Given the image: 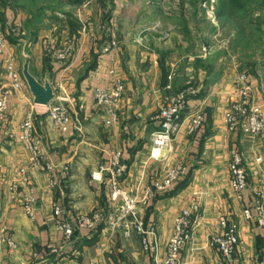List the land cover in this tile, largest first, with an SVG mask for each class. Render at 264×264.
<instances>
[{
    "label": "crops",
    "instance_id": "0c3cea01",
    "mask_svg": "<svg viewBox=\"0 0 264 264\" xmlns=\"http://www.w3.org/2000/svg\"><path fill=\"white\" fill-rule=\"evenodd\" d=\"M76 6L56 14L63 18L69 11L78 18ZM8 12L0 13L6 37L0 61L14 57L22 72L20 57L28 54L30 72L67 96L73 121L62 131L50 118L48 106L35 104L26 82L12 92L0 130V264H158L177 216L195 201L200 203L199 218L191 229L192 242L180 252L184 264H258L264 259V225L258 221L264 208V135L230 132L226 127L224 111L238 74L230 55L214 57L208 37L202 43L209 51L197 54L198 37L186 36L180 25L167 27L175 30L169 38L157 37L136 19L123 25L118 11L112 28L119 37H109L104 30L94 33L80 20L78 33L62 26L53 38L41 35L45 26L40 22L28 24L30 15L13 10L9 17ZM62 51L66 61L58 57ZM249 76L255 100L264 105V79ZM115 79L123 82L124 92L117 120L109 123L95 90L111 86ZM189 84L197 92L182 117L200 106L204 125L190 134L183 124L161 156L151 158V135L160 126L166 96ZM28 115L33 116L34 135L44 152L40 165L13 136ZM234 149L242 154L248 172L241 198L231 188ZM117 150L127 166L121 184L128 191L154 185L168 166H184L177 182L140 210L145 226L159 238L157 250L145 249L137 231L127 237L110 223L112 188L108 173L100 174L99 169ZM96 174L102 178L95 179ZM221 214L237 226L238 246L229 258L210 243L211 234L220 231ZM61 221L74 227L71 237L60 228ZM148 239L152 242V235Z\"/></svg>",
    "mask_w": 264,
    "mask_h": 264
},
{
    "label": "built area",
    "instance_id": "2783aa9c",
    "mask_svg": "<svg viewBox=\"0 0 264 264\" xmlns=\"http://www.w3.org/2000/svg\"><path fill=\"white\" fill-rule=\"evenodd\" d=\"M89 1L87 0L86 2L88 3ZM82 6L84 7L83 4ZM78 11L80 10L78 9ZM210 17L215 20L216 17L213 11H210ZM5 48L6 37L0 29V56L4 54ZM24 84V77L14 57H10L3 62L0 61V130L7 117L8 102L12 92L22 89ZM234 85L235 91L224 111V122L228 131H242L245 134L263 136L264 105L255 100L249 74L246 72L239 73L234 80ZM123 92L124 84L120 79H115L109 87H99L95 90L96 101L107 108L110 116L109 123L117 120V110ZM196 92L194 86H187L166 96L158 116L160 126L151 135V158L158 159L161 156L162 150L172 142L174 135L183 124L186 125V130L190 134L196 132L204 125L205 112L200 106L191 109L187 116L182 117L184 111L189 107L191 98L196 96ZM47 106V111L52 121L62 131H68L73 121V116L67 97L55 93V98ZM13 136L21 140L30 150L35 164H42L44 152L39 140L34 135L32 115H28L23 120L20 124L19 133ZM126 169L127 166L120 150L111 153L108 164L99 169L100 174H103V172L108 173L112 188L111 195L115 205L113 209L114 216L112 217L111 215L110 223L113 228H120L127 237L131 236L133 231H137L143 235V243L146 249L157 250L159 238L152 228L145 226L140 210L142 206L155 196L156 192L169 190L183 174L184 166L182 163L168 166L163 179L157 180L154 185L137 189L133 194L124 190L121 184V178L125 175ZM230 172L232 191L236 197L241 198L243 191L248 187V172L243 162L242 154L238 149L232 151ZM94 178L100 179L102 175L96 174ZM199 206V201H195L190 208L183 209L177 216L173 233L166 246L165 257L158 264H184L180 258V252L184 246L193 240L191 229L198 222ZM27 207L28 211H30V206ZM55 211L57 214L61 212L58 207ZM260 212L261 215L258 221L264 225V208H260ZM219 226L220 231L211 234L210 243L217 246L224 257L229 258L238 246L237 226L231 223L225 214L219 216ZM60 228L66 237H71L74 233V227L67 221H61ZM148 235H152V242L148 239ZM258 264H264V259Z\"/></svg>",
    "mask_w": 264,
    "mask_h": 264
},
{
    "label": "rangeland",
    "instance_id": "374dc122",
    "mask_svg": "<svg viewBox=\"0 0 264 264\" xmlns=\"http://www.w3.org/2000/svg\"><path fill=\"white\" fill-rule=\"evenodd\" d=\"M86 1L82 3L84 7L82 4L76 6V10H80L77 15L79 20L86 23L87 28L92 27L94 33L96 31L103 33L104 30L109 37H119L117 31L113 33L112 28L114 11H118L123 25L131 24L136 19L137 24L146 25L160 38L173 37L175 30H167V27L180 25L181 32L186 36L198 37L199 45L195 50L197 54L209 51L202 43V40L208 37L212 43L210 50H214V57L230 55L232 62L237 66L238 74L246 72L264 79V0H90L88 3ZM61 2L65 3L64 8L71 7L67 0ZM56 3L58 0H27L23 4L17 3L16 0H0V13L5 14L9 10L10 17L14 10L24 16L30 15L33 19L31 24L40 22L45 26L41 35L53 38L52 34L59 35L63 26V23L51 14L48 6ZM226 4L232 8L226 7ZM41 6L46 10L35 18L33 12ZM221 9H224L225 13L219 15ZM210 11H213L215 20L210 17ZM166 33L169 35L166 36ZM66 56L67 53L62 51L58 57L61 61H66ZM20 58L23 68L25 56L21 54ZM134 191L136 190L129 192L133 194Z\"/></svg>",
    "mask_w": 264,
    "mask_h": 264
},
{
    "label": "water",
    "instance_id": "95a60500",
    "mask_svg": "<svg viewBox=\"0 0 264 264\" xmlns=\"http://www.w3.org/2000/svg\"><path fill=\"white\" fill-rule=\"evenodd\" d=\"M30 60H31L30 56L26 54L25 62L22 68V75L33 95L35 104L47 106L55 98L54 88L48 79L42 83L30 72ZM263 89H264V83H263Z\"/></svg>",
    "mask_w": 264,
    "mask_h": 264
},
{
    "label": "trees",
    "instance_id": "16d2710c",
    "mask_svg": "<svg viewBox=\"0 0 264 264\" xmlns=\"http://www.w3.org/2000/svg\"><path fill=\"white\" fill-rule=\"evenodd\" d=\"M24 1H27V0H16L17 3L21 2L22 4L24 3ZM83 2H84V0H67V4L70 6L81 5ZM64 4L65 3H62L61 0H58V3L51 4L48 6L50 7L51 10H53L54 17L56 19H59L63 23V26H66L70 30V32H72V33H78V30L81 27V21L72 12H69V11L65 12V14H64L65 17H63V18L56 14L57 10H61V11L64 10ZM227 6L229 8H232L231 5L226 4V7ZM44 10H46L45 7H43V6L38 7L37 11L33 12V16L35 18L39 17L40 13ZM224 13H225L224 9H221L219 11V15L224 14ZM32 22H33V19L30 20V23H32ZM181 184L183 186V182ZM177 190H178V188L172 190V192H170V193H175V192H177Z\"/></svg>",
    "mask_w": 264,
    "mask_h": 264
}]
</instances>
